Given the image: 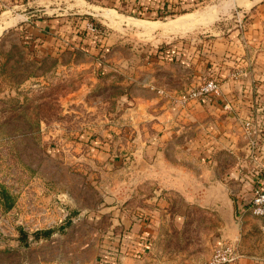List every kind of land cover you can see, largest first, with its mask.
I'll use <instances>...</instances> for the list:
<instances>
[{"label": "rangeland", "instance_id": "obj_1", "mask_svg": "<svg viewBox=\"0 0 264 264\" xmlns=\"http://www.w3.org/2000/svg\"><path fill=\"white\" fill-rule=\"evenodd\" d=\"M0 1V264L106 263L103 245L120 240L113 228L123 225L108 208L137 210L145 194L132 179L129 195L120 139L106 135L121 127L120 95L153 66L154 51L177 43L183 51L203 47L205 56L213 43L203 35L213 26L203 22L226 17L221 28L231 31L243 14L212 10L204 0H185L163 16L138 14L143 0ZM208 73L192 87L218 79L212 64ZM255 112L264 128V97ZM133 133L123 144L130 160L141 154ZM193 227L195 255L210 252L196 264L222 243L210 245Z\"/></svg>", "mask_w": 264, "mask_h": 264}, {"label": "crops", "instance_id": "obj_2", "mask_svg": "<svg viewBox=\"0 0 264 264\" xmlns=\"http://www.w3.org/2000/svg\"><path fill=\"white\" fill-rule=\"evenodd\" d=\"M183 1L143 0L137 8L159 6L170 11ZM204 1L218 12L241 11L242 27L231 23V31L222 29L228 25L226 17L203 22L213 26L203 35L212 36V53L203 56V47L183 51L177 43L175 49H158L151 56L153 66L144 65L138 84H129L120 95L121 127L106 135L120 139L129 195L132 179L145 184V194L137 210L108 208L112 222L121 218L123 225L113 230L122 236L103 245L106 263L92 264H195L210 252L195 255L193 226L204 229L210 245L218 241L235 247L240 256L230 264H264V217L241 212L252 187L264 179V128L256 125L260 119L255 112L264 97V0ZM1 6L5 5L0 1ZM210 64L220 82L218 92L176 108L172 99L206 78ZM234 72H241L239 78L232 76ZM247 120L257 127L250 135L243 125ZM129 130L141 144V154L132 160V148L123 145L130 141Z\"/></svg>", "mask_w": 264, "mask_h": 264}, {"label": "built area", "instance_id": "obj_3", "mask_svg": "<svg viewBox=\"0 0 264 264\" xmlns=\"http://www.w3.org/2000/svg\"><path fill=\"white\" fill-rule=\"evenodd\" d=\"M93 28V27H92ZM91 28V29H92ZM94 31L98 32L96 28ZM241 72H234L233 76L236 78ZM220 83L217 78L209 77L202 81L195 87H192L185 93H181L178 98L173 99V102L179 103L180 105H185L191 99H204L210 97L218 92ZM245 133L250 135L254 132L252 128L251 120L245 121ZM253 144V142H251ZM45 208L43 209V211ZM241 212H249L256 217H264V179L262 183L252 187L251 196L246 206H242ZM66 216V213H62V218ZM262 230H264V224L262 225ZM240 254L237 252L235 247L229 243H222L220 246L216 247L206 261L196 263V264H227L235 261Z\"/></svg>", "mask_w": 264, "mask_h": 264}, {"label": "trees", "instance_id": "obj_4", "mask_svg": "<svg viewBox=\"0 0 264 264\" xmlns=\"http://www.w3.org/2000/svg\"><path fill=\"white\" fill-rule=\"evenodd\" d=\"M139 8H140V10H139ZM139 8H137L136 7V12H138V14H144V13H149V12H151V11H153V10H155L156 12L155 13H153V16H163V14H165L166 12V10L164 9V8H161V7H157L156 9L155 8H152V7H148V6H141V7H139ZM143 11V12H140V11ZM174 11H170L169 13H173ZM149 14H152V13H149ZM152 16V17H153ZM160 50V49H159ZM2 197H4V199L6 200V198H7V196L4 194V193H2ZM247 205V203L244 205V206H246ZM21 233H22V231H21ZM40 233H43L44 235H47L48 233H49V231H36L35 232V234L37 235V234H40ZM22 236H23V233H22Z\"/></svg>", "mask_w": 264, "mask_h": 264}, {"label": "bare ground", "instance_id": "obj_5", "mask_svg": "<svg viewBox=\"0 0 264 264\" xmlns=\"http://www.w3.org/2000/svg\"><path fill=\"white\" fill-rule=\"evenodd\" d=\"M140 21H141V20H140ZM145 22L149 23V24H150V26H151V24H154V23H156L155 21H145Z\"/></svg>", "mask_w": 264, "mask_h": 264}]
</instances>
